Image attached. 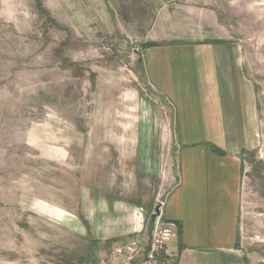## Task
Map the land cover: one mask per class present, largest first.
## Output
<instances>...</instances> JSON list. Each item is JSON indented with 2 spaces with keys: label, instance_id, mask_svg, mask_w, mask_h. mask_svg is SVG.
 <instances>
[{
  "label": "rangeland",
  "instance_id": "374dc122",
  "mask_svg": "<svg viewBox=\"0 0 264 264\" xmlns=\"http://www.w3.org/2000/svg\"><path fill=\"white\" fill-rule=\"evenodd\" d=\"M213 40L238 46L257 97L235 264H264V0H0V264H123L83 204L136 200L125 171L118 187L122 152L171 172L176 111L144 46Z\"/></svg>",
  "mask_w": 264,
  "mask_h": 264
},
{
  "label": "crops",
  "instance_id": "0c3cea01",
  "mask_svg": "<svg viewBox=\"0 0 264 264\" xmlns=\"http://www.w3.org/2000/svg\"><path fill=\"white\" fill-rule=\"evenodd\" d=\"M152 43L141 59L145 76L176 111L171 172L139 168L141 157L122 152L115 162L118 187L123 190L125 171L136 200L88 198L83 212L92 237L111 240L112 251L144 233L146 216L161 201L162 218L177 226L166 244L175 264H235L243 163L259 142L256 93L231 41ZM156 177L162 179L158 188ZM149 236L146 231L144 248Z\"/></svg>",
  "mask_w": 264,
  "mask_h": 264
},
{
  "label": "built area",
  "instance_id": "2783aa9c",
  "mask_svg": "<svg viewBox=\"0 0 264 264\" xmlns=\"http://www.w3.org/2000/svg\"><path fill=\"white\" fill-rule=\"evenodd\" d=\"M160 205L162 202H159ZM176 223L163 219L161 213L155 219L146 248L139 239L131 238L113 249L115 256L123 259V264H175L172 256L166 250V244L175 237Z\"/></svg>",
  "mask_w": 264,
  "mask_h": 264
},
{
  "label": "water",
  "instance_id": "95a60500",
  "mask_svg": "<svg viewBox=\"0 0 264 264\" xmlns=\"http://www.w3.org/2000/svg\"><path fill=\"white\" fill-rule=\"evenodd\" d=\"M160 209H161V205H160V203H158L154 207L153 211L150 214L149 227H148V230H147L149 235L151 234V230H152V227L154 226L155 219L160 214Z\"/></svg>",
  "mask_w": 264,
  "mask_h": 264
},
{
  "label": "trees",
  "instance_id": "16d2710c",
  "mask_svg": "<svg viewBox=\"0 0 264 264\" xmlns=\"http://www.w3.org/2000/svg\"><path fill=\"white\" fill-rule=\"evenodd\" d=\"M154 43H152V42H149V43H146V45L144 46V47H148V46H150V45H153Z\"/></svg>",
  "mask_w": 264,
  "mask_h": 264
}]
</instances>
